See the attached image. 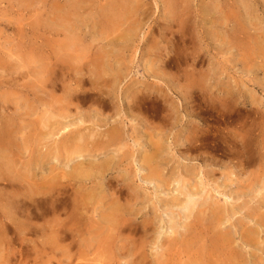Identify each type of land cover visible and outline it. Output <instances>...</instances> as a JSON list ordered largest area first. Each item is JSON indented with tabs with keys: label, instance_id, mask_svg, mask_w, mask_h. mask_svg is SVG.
Returning a JSON list of instances; mask_svg holds the SVG:
<instances>
[{
	"label": "rangeland",
	"instance_id": "rangeland-1",
	"mask_svg": "<svg viewBox=\"0 0 264 264\" xmlns=\"http://www.w3.org/2000/svg\"><path fill=\"white\" fill-rule=\"evenodd\" d=\"M86 1L0 0V264H264V0Z\"/></svg>",
	"mask_w": 264,
	"mask_h": 264
},
{
	"label": "bare ground",
	"instance_id": "bare-ground-1",
	"mask_svg": "<svg viewBox=\"0 0 264 264\" xmlns=\"http://www.w3.org/2000/svg\"><path fill=\"white\" fill-rule=\"evenodd\" d=\"M87 1H88V0H87ZM87 1H86V2H87ZM125 1H126V0H125ZM125 1H124V2H125ZM124 2H123V3H124ZM222 2H223V1H222ZM112 3H113V2H112ZM114 3H115V2H114ZM120 3H121V1H120ZM109 4H110V3H109ZM116 4H117V3H116ZM121 4H122V3H121ZM205 4H206V3H205ZM207 4H208V6H209V3H207ZM207 4H206V5H207ZM74 5H75V4H74ZM87 5H88V3H87ZM125 5H126V4H125ZM125 5L122 4V6H124V7H125ZM218 5H219V4H218ZM72 6H73V5H72ZM77 6H78V5H77ZM115 6H116V5H115ZM117 6H119V5L117 4ZM203 6H204V5H203ZM69 7H70V6H69ZM88 7H89V6H88ZM104 7H105V6H104ZM104 7H102V8H104ZM70 8H71V7H70ZM81 8H82V7H81ZM94 8H95V7H94ZM119 8H120V7H119ZM131 8H132V6H131ZM216 8H217V7H216ZM224 8H225V7H224ZM245 8H246V7H245ZM90 9L92 10L91 7H90ZM117 9H118V8H117ZM125 9H126V8H125ZM200 9H201V8H200ZM202 9H203V8H202ZM202 9H201V10H202ZM119 10H120V11H118V12H114V9L111 8V7L109 6L107 9H103V10L99 13L98 16L101 18L100 20H102L100 25L102 26V31H103V33H106V31H111V30H113L115 27H117V26H116L117 23H118L119 21H121V20H124V18H125V17L127 16V14L129 13V12L127 13V11L124 10L123 8H122V10H121V9H119ZM175 10H176V9H175ZM203 10H204V9H203ZM208 10H210V9H208ZM216 10H218V9H216ZM216 10H215V11H216ZM224 10H225V9H224ZM81 11H82V10H81ZM96 11H97V10H96ZM115 11H117V10H115ZM176 11H177V10H176ZM176 11H175V12H176ZM242 11H243V10H242ZM65 12H66V11H65ZM73 12L75 13L74 10H73ZM79 12H80V11H79ZM97 12H99V11H97ZM185 12H186V10L184 11V13H185ZM200 12H201V11H200ZM204 12H205V10H204ZM216 12H217V11H216ZM220 12H221V11H220ZM246 12H247V11H246ZM68 13H69V12H68ZM89 13H91V12H89ZM92 13H93V12H92ZM212 13H213V12H212ZM214 13H215V12H214ZM218 13H219V12H217V14H218ZM225 13H226V12H225ZM87 14H88V13H87ZM215 14H216V13H215ZM215 14H214V15H215ZM58 15H59V14H58ZM95 15H97V14H95ZM180 15H181V14H180ZM189 15H190V14H189ZM212 15H213V14H212ZM220 15H223V12H222V14H220ZM234 15H235V14H234ZM257 15H258V14H257ZM89 16H90V15H89ZM131 16H132V13H131ZM174 16H175V15H174ZM181 16H182V15H181ZM208 16H211V14H210V15L208 14ZM223 16H225V15H223ZM223 16H222V17H223ZM244 16H245V15H244ZM84 17H85V16H84ZM215 17H221V16H218V15H217V16H215ZM215 17H214V18H215ZM222 17H221V18H222ZM226 17H227V16H226ZM236 17H238V16L236 15ZM258 17H259V15H258ZM67 18H68V17H67ZM73 18H74V16H73ZM86 18H88V17L86 16ZM90 18H91V17H90ZM95 18H96V17H95ZM95 18H94V19H95ZM133 18H134V17H133ZM227 18H228V17H227ZM216 19H217V18H216ZM238 19H240V18H238ZM61 20H62V19H61ZM67 20H68V19H67ZM96 20H97V19H96ZM182 20H183V19H182ZM184 20H185V19H184ZM73 21H75V24L77 25V23H78L79 21H81V20H80V18H76V19L73 20ZM84 21H85V20H84ZM86 21H87V20H86ZM92 21H93V20H92ZM166 21H167V20H166ZM180 21H181V20H180ZM217 21H219V20L217 19V20L214 21V22H217ZM246 21H247V20H246ZM71 22H72V21H71ZM82 22H83V20H82ZM96 22H97V21H96ZM99 22H100V21H99ZM167 22H168V21H167ZM221 22H224V23H225L226 21H221ZM124 23H125V22H124ZM124 23H123V24H124ZM219 23H220V22H218V25H219ZM96 24H98V23H96ZM118 24H119V23H118ZM125 24H126V23H125ZM213 24H214V23H213ZM215 24H216V23H215ZM71 25H72V24H71ZM76 25H75V26H76ZM93 25H95V24H93ZM127 25H128V24H127ZM129 25H130V24H129ZM129 25H128V26H129ZM181 25H182V24H181ZM220 25H221V24H220ZM223 25H224V24H223ZM73 26H74V25H73ZM96 26H98V25H96ZM122 26H125V29H126V27H127L126 25H122V24H121L120 27H122ZM247 26H248V25H247ZM77 27H78V26H77ZM205 27H206V26H205ZM66 28H67V27H66ZM100 28H101V27H100ZM118 28H119V27H118ZM219 28H221V27H219ZM223 28H224V27H223ZM236 28H238V27H236ZM91 29H92V27H91ZM96 29H97V28H96ZM119 29H120V28H119ZM128 29H129V28H128ZM205 29H206V28H205ZM233 29H234V28H233ZM63 30H65V29H63ZM67 30H68V29H67ZM73 30H78V29H76V27H75V29H73ZM73 30H72V31H73ZM80 30H81V28H80ZM97 30H98V29H97ZM115 30H116V29H115ZM121 30H122V28H121ZM121 30H120V31H121ZM126 30H127V29H126ZM136 30H137V29H136ZM136 30H135V31H136ZM58 31H59V29H58ZM98 31H99V30H98ZM116 31L118 32V30H116ZM123 31H124V30H123ZM123 31H122V32H123ZM207 31H208V29H207ZM207 31H206V32H207ZM234 31H236V33H237V30H234ZM240 31H241V29H240ZM77 32H78V31H77ZM82 32H83V31H82ZM94 32H95V31H94ZM122 32H121V33H122ZM138 32H139V30L137 31V33H138ZM241 32H242V31H241ZM68 33H69V32H68ZM75 33H76V32H75ZM123 33H125V32H123ZM123 33H122V34H123ZM207 33H208V32H207ZM95 34H96V33H95ZM97 34H98V33H97ZM101 34H102V33H101ZM112 34H113V33H112ZM105 35H106V34H105ZM105 35L103 34V36H105ZM113 35H114V34H113ZM115 35H116V34H115ZM118 35H120V34H118ZM211 35H212V34H211ZM234 36H235V34H234ZM238 36H240V35H238ZM238 36H237V37H238ZM121 37H123V36L121 35ZM238 38H239V37H238ZM126 39H127V38H126ZM239 39H240V38H239ZM219 40H220V39H219ZM240 40H241V39H240ZM236 41H237V40H236ZM243 42H244V41H243ZM236 43H237V42H236ZM246 43H247V42H246ZM238 44H239V43H238ZM240 45H241V44H240ZM237 46H238V45H237ZM62 47H63V46H62ZM63 49H64V48H63ZM71 49H72V48H71ZM65 50H67V49H65ZM65 50H63V51H65ZM61 51H62V50H61ZM68 51H69V50H68ZM58 54H59V53H58ZM63 54H64V56L67 55L66 53H63ZM63 54H62V55H63ZM65 54H66V55H65ZM241 56H242V55H241ZM61 57H62V56H61ZM61 57H59V58H61ZM105 57H106V56H105ZM62 58H63V57H62ZM64 58H65V57H64ZM91 59H92V58H91ZM100 59H102V58H100ZM104 59H105V58H104ZM62 60H63V59H62ZM92 60H93V59H92ZM64 61H65V60H64ZM102 61H103V60H102ZM95 62H97V61L95 60ZM103 62H104V61H103ZM98 63H99V65H101V62H98ZM106 65H107V63H106ZM93 67H94V66H93ZM98 67H100V66H98ZM103 67H104V66H103ZM103 67L100 68V69H103ZM116 67H117V66H116ZM118 67H119V66H118ZM64 68H65V67H64ZM107 68H108V67H107ZM92 69H93V68H92ZM95 69H96V68H95ZM105 70H106V69H105ZM107 70H108V69H107ZM107 70H106V71H107ZM98 71H99V70H98ZM110 71H111V70L109 69V72H110ZM112 71H113V70H112ZM115 71H116V70H115ZM80 72H81V71H80ZM107 72H108V71H107ZM120 72H121V71H120ZM98 74H99V73H97V75H98ZM111 74H113V73H111ZM117 74H118V72H117ZM119 74H120V73H119ZM67 75H68V74H67ZM89 75H90V77H91V74H89ZM100 75H102V74H100ZM107 75H108V74H107ZM114 75H115V73H114ZM63 76H64V75H63ZM119 76H120V75H119ZM85 77H86V76H85ZM110 77H111V75H110L108 78H110ZM113 77H115V76H113ZM113 77H111L110 79H111V80L114 79L113 81H116L115 78H113ZM92 78H95V77H92ZM112 78H113V79H112ZM117 78L119 79V77H117ZM117 78H116V79H117ZM90 79H91V78H90ZM110 79H109V82H110ZM84 80H85V79H84ZM99 80H100V79H99ZM104 80H105V79H104ZM80 81H81V80H80ZM89 81H91V80H89ZM106 81H107V79H106ZM122 81H123V80H122ZM91 82H92V81H91ZM95 82H96V81H95ZM95 82H94V83H95ZM120 82H121V79H120ZM120 82H117V83L120 84ZM81 83H82V82H81ZM81 83H80V84H81ZM97 83H98V82H97ZM99 83H100V81H99ZM99 83H98V84H99ZM89 84H90V83H89ZM101 84H102V83H101ZM91 85H93V84H91ZM95 85H96V84H95ZM95 85H94V86H95ZM103 85H104V84H103ZM115 85H116V84H115ZM120 85H121V84H120ZM105 86H106V85H105ZM108 86H110V85H108ZM99 87H100V86H99ZM106 87H107V86H106ZM116 87H117V85H116ZM99 89H100V88H99ZM109 89H110V88H109ZM37 90H38V89H37ZM78 90H79V89H78ZM102 90H103V89H102ZM120 90H121V89H120ZM123 90H124V89H123ZM43 91H44V90H43ZM43 91H42V92H43ZM73 91H74V90H73ZM106 91H107V90H106ZM124 91H125V90H124ZM103 92H104V90H103ZM121 92H122V91H121ZM138 92H139V90H138ZM34 93H35V92H34ZM104 93H105V92H104ZM106 93H107V92H106ZM122 93H123V92H122ZM126 93H127V92H126ZM41 94H42V93H41ZM74 94H75V93H74ZM107 94H108V93H107ZM117 94H118V93H117ZM119 94H120V93H119ZM35 95H36V94H35ZM104 95H105V94H104ZM120 95L123 96V95H125V93H124V94H120ZM101 96H102V95H101ZM105 96H106V95H105ZM116 97H117V96H116ZM39 98H41V97H39ZM100 98H101V97H100ZM102 98H103V97H102ZM121 98H122V97H121ZM133 98H134V97H133ZM153 98H154V96H153ZM42 99H43V98H42ZM97 99H98V97H97ZM38 100H39V99H38ZM95 100H96V99H95ZM104 100H106V99H104ZM143 100H144V99H143ZM156 100H157V99H156ZM122 101L125 102V100H122ZM111 102H112V101H111ZM140 103H142V102L140 101ZM101 104H102V103H101ZM44 105H45V103H44ZM103 105H104V104H103ZM137 106H138V105H137ZM116 108H117V107H116ZM132 108H133V107H132ZM140 108H141V107H140ZM136 109H137V108H136ZM140 110H141V109H140ZM69 111H70V110H69ZM60 112H61V111H60ZM127 116H128V115H127ZM67 117H68V116H67ZM67 117H66V118H67ZM68 118H69V117H68ZM80 118H81V117H80ZM114 118H115V117H114ZM126 118H127V117H126ZM54 119H55V118H54ZM59 119H60V118H59ZM83 119H84V118H83ZM87 120H88V119H87ZM66 121H67V120H66ZM90 121H91V120H90ZM50 122H51V120H50ZM53 122H54V121H53ZM79 122H82V121L79 120ZM79 122H78V124H79ZM94 122H95V121H94ZM94 122H93V123H94ZM117 122H118V121H117ZM126 122H127V121H126ZM119 123H120V122H119ZM63 124H64V123H63ZM81 124H82V123H81ZM60 125H61V124H60ZM60 125H59V127H60ZM76 125H77V124H76ZM76 125H75V127H76ZM95 125H96V124H95ZM123 125H124V124H123ZM127 125H128V124H127ZM119 126H120V125H119ZM119 126H118V127H119ZM125 126H126V125H125ZM49 127H50V126H49ZM61 127H62V126H61ZM114 127H115V126H114ZM118 127H117V128H118ZM123 127H124V126H123ZM62 128H63V127H62ZM69 128H71L70 121H69V125H66V126L64 127V132H68V133H70L71 131H70ZM72 128H73V126H72ZM88 128H89V126H88ZM92 128H93V127H92ZM1 129H2V128H1ZM86 129H87V128H86ZM100 129H101V128H100ZM114 129H115V128H114ZM114 129H112L111 131H108V130H107V132H108L107 137H108V140H109V143H110V144H114V143H116V142H114V141H116V140L118 139V136H121L120 133L123 132V131H122V128H121L120 130H119V129L114 130ZM16 130H17V129H16ZM79 130H80V129H79ZM69 131H70V132H69ZM83 131H84V130H83ZM80 132H81V130H80ZM86 132L88 133V131H86ZM90 132H91V131H90ZM96 132H98V130H97ZM77 133H78V132H77ZM93 133H95V132H93ZM159 133H160V132H159ZM62 134H63V133H62ZM80 134H83V133H80ZM80 134H78V135H80ZM99 134H100V133H99ZM11 135H12V134H11ZM83 135H84V134H83ZM90 135H91V134H90ZM122 135H123V134H122ZM85 136H86V135H85ZM91 136H92V135H91ZM100 136H101V135H100ZM102 136H103V135H102ZM78 137H79V136H78ZM94 137H95V136H94ZM94 137H92L91 139H93ZM152 137H154V136H152ZM11 138H12V137H11ZM60 138H61V137H60ZM62 138H63V137H62ZM72 138L74 139V138H76V137L74 136V137H72ZM79 138H80V137H79ZM119 138H120V137H119ZM121 138H122V137H121ZM159 138H160V136H159ZM67 139H68V137H67ZM67 139H66V140H67ZM24 140H26V139H24ZM70 140H71V139H70ZM86 140H87V139H86ZM96 140H97V139H96ZM98 140H99V139H98ZM121 140H122V139H121ZM158 140H159V139H158ZM62 141H63V140H62ZM82 141H84V139L81 140V142H82ZM155 141H156V140H155ZM155 141H154V143H155ZM16 142H17V141H16ZM74 142H77V139H76V141H75V139H74ZM78 142L80 143L79 140H78ZM84 142H85V141H84ZM93 142H94V141H93ZM96 142H97V141H96ZM150 142H151V141H150ZM159 142H160V141H159ZM14 143H15V142H14ZM56 143H57V142H56ZM70 143H72V142L70 141ZM87 143H88V141H87ZM104 143H106V141H105ZM151 143H153V142H151ZM154 143H153V144H154ZM157 143H158V142H157ZM63 144H64V143H63ZM72 144H73V143H72ZM89 144H91V143H89ZM92 144H93V143H92ZM92 144H91V145H92ZM99 144H100V142H99ZM101 144H102V142H101ZM149 144H150V143H149ZM158 144H159V143H158ZM160 144H161V142H160ZM160 144H159V145H160ZM54 145H55V144H54ZM65 145H66V144H65ZM68 145H69V144H68ZM74 145H75V143L73 144V146H74ZM95 145H97V144H95ZM103 145H104V144H103ZM105 145H106V144H105ZM150 145H151V144H150ZM56 146H57V145H56ZM58 146H59V144H58ZM60 146H62V145H60ZM63 146H64V145H63ZM71 146H72V145H71ZM73 146H72V147H73ZM99 146H100V145H99ZM106 146H107V145H106ZM106 146H105V147H106ZM152 146H153V145H152ZM10 147H11V146H10ZM10 147H9V148H10ZM37 147H38V146H37ZM90 147H91V146H90ZM93 147H95V146H93ZM100 147H101V146H100ZM159 147L162 148V146H159ZM52 148H53V146H52ZM60 148H61V147H60ZM82 148H83L82 146H80L78 143H76L74 150L71 149V151L73 150V151L71 152V155H72V153H73V154H74V153H80V151H81ZM152 148H153V147H152ZM58 149H59V148H58ZM64 149H65V147L63 148V150H64ZM149 149H150V148H149ZM50 150H52V149L50 148ZM61 150H62V148H61ZM67 150H69V149H67ZM90 150H91V149H90ZM103 150H104V149H103ZM151 150H152V149H151ZM155 150H158V151H159V149H155ZM57 151H58V150H57ZM57 151H56V152H57ZM91 151H92V150H91ZM97 151H98V150H97ZM160 151H161V150H160ZM56 152L54 151V153H56ZM62 152H63V151H62ZM62 152H61V153H62ZM66 152H67V151H66ZM69 152H70V150H69ZM89 152H90V151H89ZM92 152H93V151H92ZM42 153H43V152H42ZM57 153H58V152H57ZM63 153H64V152H63ZM63 153H62V154H63ZM87 153H88V151H87ZM146 153H147V152H146ZM58 154H60V149H59V153H58ZM58 154H57V155H58ZM83 154H84V153H83ZM85 154H86V153H85ZM51 155H53V154H51ZM51 155L49 154V156H51ZM63 155H65V154H63ZM80 155H81V154H80ZM148 155H149V154H148ZM150 155H151V154H150ZM157 155H158V153H157ZM43 156H44V155H43ZM60 156H61V155H60ZM66 156H68V155H66ZM104 156H105V155H104ZM145 156H146V154H145ZM145 156L143 155V157H145ZM45 157H47V155H46ZM89 157H90V156H89ZM91 157H92V156H91ZM91 157H90V158H91ZM94 157L96 158V156H94ZM124 157L126 158L125 155H124ZM151 157H152V156H151ZM50 158H52V157H50ZM63 158H64V156H63ZM78 158H79V157H78ZM99 158H100V157H99ZM127 158H128V157H127ZM30 159H31V158H30ZM45 159H47V158H45ZM52 159H53V158H52ZM56 159H57V158H56ZM56 159H55V160H56ZM61 159H62V156H61ZM69 159H71V158H69ZM80 159H81V158H79L78 160L80 161ZM96 159H97V158H96ZM104 159H105V158H104ZM111 159H112V158H111ZM143 159H144V158H143ZM153 159H154V158H153ZM74 160H75V159H74ZM85 160H86V159H85ZM98 160H99V159H98ZM109 160H110V158H109ZM112 160H113V159H112ZM39 161H40V159H39ZM61 161H62V163H63V161H66V162H67L66 158H64V160H61ZM61 161H60V162H61ZM75 161H77V158H76ZM75 161H74V163H75ZM82 161H83V162H81V163L85 164V163H84V159H82ZM93 161H94V160H93ZM96 161H97V160H96ZM96 161H95V162H96ZM99 161H100V160H99ZM99 161H97V162H99ZM106 161H107V160H106ZM110 161H111V160H110ZM110 161H109V162H110ZM34 162H35V161H34ZM34 162H33V163H34ZM85 162H86V161H85ZM87 162H88V159H87ZM100 162H101V161H100ZM103 162H104V161H103ZM109 162H108V165L110 164ZM10 163H11V162H10ZM47 163H48V162H47ZM91 163H92V161H91ZM113 163H114V161H113ZM113 163H112V164H113ZM141 163L144 164L143 161H142ZM157 163H158V162H157ZM5 164H6V163H5ZM68 164H69V163H68ZM71 164H72V161H71ZM78 164H79V165H78ZM88 164H90V162L86 163V165H88ZM93 164H94V163H93ZM93 164H92V166H93ZM97 164H98V163H97ZM97 164H96V166H98ZM112 164L108 166V169H110V166H112ZM146 164H147V163H146ZM149 164H150V163H149ZM21 165H22V164H21ZM32 165H33V164H32ZM32 165H31V166H32ZM36 165H37V164H36ZM46 165H47V164H46ZM63 165H64V163H63ZM80 165H81V164L78 163V161H77V164H75V165L73 166V170L71 169L70 171H74V172H75V171H79V167H80ZM102 165H103V164H102ZM106 165H107V164H106ZM0 166H1V165H0ZM26 166H27V165H26ZM76 166H77V167H76ZM88 166H89V165H88ZM153 166H154V165H153ZM157 166L159 167V165H157ZM14 167H15V166H14ZM14 167H13V168H14ZM40 167H41V166H40ZM65 167H66V166H65ZM94 167H95V165H94ZM99 167H100V165H99ZM103 167H104V166H103ZM146 167H147V166H146ZM0 168H1V167H0ZM4 168H5V167H4ZM24 168H26V167H24ZM31 168H32V167H31ZM43 168H44V166H43ZM69 168H70V166H69ZM81 168H84V169H85V167H81ZM81 168H80V169H81ZM92 168H93V167H92ZM95 168H96V167H95ZM104 168H105V167H104ZM147 168H149V167H147ZM159 168H160V167H159ZM5 169H6V168H5ZM44 169H45V168H44ZM56 169H57V167H56ZM67 169H68V168H67ZM84 169H83V170H84ZM97 169H98V167L96 168V170H97ZM144 169H145V168H144ZM3 170H4V169H3ZM8 170H10L9 167H8ZM27 170H28V169H27ZM30 170H32V169H30ZM33 170H34V169H33ZM33 170H32V171H33ZM54 170H55V167H54ZM65 170H66V169H65ZM68 170H69V169H68ZM87 170H89V169H87ZM105 170L107 171L106 168H105ZM151 170H152V169L148 170V171H150V172H149V175H151V174H150V173H151ZM6 171H7V170H6ZM32 171H31V172H32ZM45 171H46V170H45ZM62 171H64V170H62ZM101 171H103V170H101ZM152 171H153V170H152ZM10 172H11V171H10ZM13 172H14V171H12V173H13ZM24 172H25V171H24ZM28 172H29V171H28ZM79 172H80V171H79ZM2 173H3V172H2ZM17 173H18V172H17ZM19 173H20V172H19ZM62 173H63V172H62ZM68 173H69V172H68ZM95 173H96V171H95L93 174H95ZM98 173H99V172H97V175H98ZM146 173H147V171H146ZM10 174H11V173H10ZM28 174H29V173H28ZM30 174H31V173H30ZM54 174H55V173H54ZM57 174H58V173H56L55 175H57ZM63 174H64V173H63ZM80 174H81V173H80ZM103 174L106 175V172L104 171ZM103 174H101V176H102ZM3 175H4V173H3ZM3 175L0 174V176H3ZM19 175H20V174H19ZM33 175H34V174H33ZM60 175H61V174H60ZM71 175H72V172H71ZM75 175H76V174H75ZM75 175H74V176H75ZM82 175H83V174H82ZM86 175H87V174H86ZM86 175H85V176H86ZM153 175H155V174H153ZM160 175L162 176V174H160ZM22 176H24V175H22ZM28 176H29V175H28ZM31 176H32V175H30V177H31ZM47 176H48V175H47ZM108 176H109V175H108ZM4 177H5V176H4ZM18 177H19V176H18ZM68 177H70V176H68ZM87 177H88V176H87ZM91 177H93V176L91 175ZM94 177H95V175H94ZM99 177H100V176H99ZM103 177H104V176H103ZM146 177H147V176H146ZM146 177H144V178H146ZM153 177H154V176H153ZM153 177H151V179H152ZM24 178H25V177H24ZM49 178H50V177H49ZM49 178H48V179H49ZM96 178H97V177H96ZM104 178L106 179V177H104ZM123 178H124V177H123ZM142 178H143V176H142ZM148 178L150 179V176H149ZM157 178H158V177H157ZM32 179H33V178H32ZM57 179H58V178H57ZM84 179H85V178H84ZM98 179H99V178H97V180H98ZM166 179H167V178H166ZM166 179H165V180H166ZM168 179H169V178H168ZM18 180H22V179L20 178V179H18ZM34 180H35V179H34ZM97 180H96V183H98ZM101 180H102V177H101ZM103 180H104V179H103ZM142 180H143V179H142ZM152 180H153V179H152ZM163 180H164V178H163ZM163 180H161V181H163ZM26 181H27V180H26ZM60 181H61V180H59V183H60ZM78 181H79V180H78ZM92 181H93V180H92ZM107 181H108V180H107ZM148 181H149V180H148ZM156 181H157V180H156ZM90 182H91V181H90ZM109 182H110V180H109ZM23 183H24V182H23ZM56 183H57V182H56ZM94 183H95V182H94ZM110 183H111V182H110ZM162 183H164V182H162ZM28 184H30V183L27 182V185H28ZM39 184H40V182H39ZM77 184H78V183H77ZM88 184H89V182H88ZM98 184H99V183H98ZM101 184H104V183L102 182ZM105 184H106V183H105ZM105 184H104V185H101V186H104V187H105ZM84 185H85V182H84ZM86 185H87V184H86ZM95 185H96V184H95ZM95 185H94V186H95ZM34 186H35V185H34ZM62 186H63V185H62ZM67 186H68V185H67ZM79 186H80V184H79ZM89 186H90V188H91V185H89ZM107 186H108V184H107ZM28 187H29V186H28ZM30 187L32 188V185H31ZM38 187H39V186H38ZM55 187H56V186H52V187L49 186V187H46L47 190H45L44 188H42V189H41L42 192H41V191H39V192H40V194H41V193H45V192H46V193H49L48 191H52V190H54ZM63 187H64V186H63ZM92 187H93V186H92ZM104 187H103V188H104ZM19 188H20V187H19ZM56 188H58V187H56ZM81 188H82V186H81ZM98 188H100V187H98ZM103 188H102V189H103ZM105 188H106V187H105ZM108 188H109V187H108ZM37 189H38V188H37ZM61 189H62V188H61ZM66 189H67V188H66ZM66 189H64V191H65ZM92 189H94V187H93ZM92 189H91V190H92ZM100 189H101V188H100ZM28 190H29V189H28ZM34 190H35V189H34ZM38 190H39V189H38ZM43 190H44V191H43ZM91 190H90L89 192H91ZM95 190L97 191V192H96L97 194H98V192L100 191V190H98L97 188L94 189V191H95ZM105 190H106V189H105ZM105 190H103V191L105 192ZM180 190H181V189H180ZM180 190H179V191H180ZM31 191H33V189H32ZM31 191H26V192L31 193ZM35 191H36V190H35ZM58 191H60V190H58ZM67 191H68V190H67ZM94 191H93V192H94ZM33 192H34V191H33ZM52 192H53V191H52ZM78 192H79V191H78ZM104 192H103V193H104ZM182 192H183V191H182ZM182 192H181V193H182ZM36 193H37V192H36ZM46 193H45V194H46ZM54 193H55V192H54ZM99 193L102 194V192H99ZM136 193H137V192H136ZM183 193H184V192H183ZM55 194H56V193H55ZM64 194H67V193L65 192ZM64 194H63V195H64ZM90 194H92V193H90ZM138 194H139V192H138ZM174 194H175V193H174ZM192 194H193V193H192ZM35 195H36V194H35ZM41 195H42V194H41ZM43 195H44V194H43ZM63 195H62V196H63ZM172 195H173V194H172ZM45 196H47V194H46ZM48 196H49V195H48ZM60 196H61V194H60ZM66 196H67V195H66ZM64 197H65V196H64ZM100 197H101V196H100ZM177 197H178V195H177ZM58 198H59V197H58ZM58 198H57V199H58ZM74 198H75V196H74ZM136 198L139 199V197H137V195H136ZM55 199H56V198H55ZM55 199H53V201H54ZM65 199H66V198H65ZM76 199H77V198H76ZM78 199H79V198H78ZM166 199H167V198H166ZM174 200H175V199H174ZM178 200H179V199H178ZM58 201H59V200H58ZM58 201H56V202H58ZM72 201H73V204H74V199H73ZM77 201H78V200H76V202H75L76 205H78V203H79V202H77ZM50 202H51V200H50ZM54 202H55V201H54ZM59 202H60V201H59ZM59 202H58V203H59ZM61 202H62V201H61ZM67 202H68V201H67ZM80 202H81V201H80ZM113 202H114V201H113ZM158 202H159V201H158ZM3 203H4V202H3ZM111 203H112V202H111ZM180 203H181V202H180ZM13 204H14V203H13ZM50 204H51V203H50ZM52 204H53V202H52ZM66 204H67V203H66ZM75 204H74V206H75ZM108 204H109V203H108ZM159 204H160V203H159ZM19 205H20V204H19ZM53 205H55V204H53ZM53 205H52V206H53ZM70 205H71V204H70ZM112 205H113V204H112ZM115 205H116V204H115ZM8 206H9V205H8ZM59 206H60V203H59ZM67 206H68V204H67ZM79 206H80V203H79L78 207H79ZM110 206H111V204H110ZM54 207H55V206H54ZM57 207H58V206H57ZM60 207L63 208L64 206H62V204H61ZM68 207H71V206H68ZM78 207H76V208H78ZM82 207H83V206H82ZM82 207H80V208H82ZM111 207H112V206H111ZM114 207H116V206H114ZM195 207H196V206H195ZM199 207H200V206H199ZM65 208H67V207L65 206ZM74 208H75V207H74ZM76 208H75V209H76ZM181 208H182V207H181ZM63 209H64V208H63ZM69 209H70V208H69ZM72 209H73V208H72ZM78 209H79V208H78ZM108 209H109V208H108ZM113 209H114V208L112 207L111 210H113ZM52 210H53V209H51V211H52ZM73 210H74V209H73ZM73 210H71V211H73ZM115 210H116V209H115ZM10 211H11V210H10ZM79 211H80V210H79ZM118 211H119V210H118ZM166 211H167V209H166ZM190 211H191V210H190ZM65 212H66V211H65ZM68 212H69V211H68ZM68 212H67V214H68ZM114 212H115V211H114ZM119 212H120V211H119ZM121 212H122V211H121ZM168 212H169V211H168ZM182 212H183V211H182ZM192 212H193V211H192ZM202 212H203V211H202ZM222 212H223V210H222ZM70 213H71V212H70ZM165 213H166V212H165ZM72 214H74V213H72ZM72 214H71V215H72ZM75 214H76V213H75ZM78 214H79V212H78ZM80 214L82 215V213H80ZM108 214H109V213H107V215H108ZM110 214H111V213H110ZM110 214H109V215H110ZM126 214H127V213H126ZM204 214H205V213H204ZM217 214H219V213H217ZM68 215H69V214H68ZM76 215H77V214H76ZM81 215H79V216H81ZM118 215H119V214H118ZM220 215H221V214H220ZM73 216H74V215H73ZM110 216H112V215H110ZM115 216L117 217L116 214H115ZM171 216H172V215H171ZM194 216H195V215H194ZM108 217H109V216H108ZM116 217H115V219H116ZM174 217H175V216H174ZM188 217L190 218L189 215L187 216V218H188ZM191 217H192V216H191ZM217 217H218V216H217ZM219 217H220V216H219ZM223 217H224V215H223ZM74 218H75V216H74ZM119 218H120V217H119ZM160 218H161V217H160ZM197 218H198V217H197ZM197 218H195V219H197ZM203 218H204V217H203ZM253 218H254V217H253ZM257 218H259V217H257ZM260 218H261V217H260ZM72 219H73V218H72ZM78 219H79V218H78ZM101 219L103 220L102 217L100 218V220H101ZM121 219H123V218H121ZM217 219H218V218H217ZM220 219H221V218H220ZM73 220H74V219H73ZM80 220H81V218H80ZM102 220H101V222H102ZM113 220H114V219H113ZM128 220H129V219H128ZM160 220H161V219H160ZM170 220H171V219H170ZM198 220H199V219H198ZM214 220H215V219H214ZM263 220H264V218H263ZM69 221H70V220H69ZM107 221H108V218H107ZM119 221H120V220H119ZM121 221H122V220H121ZM162 221H163V220H162ZM175 221H176V220H175ZM199 221H200V220H199ZM259 221H261V219H259ZM75 222H79V221H75ZM111 222H112V221H111ZM111 222H110V223H111ZM114 222H115V220H114ZM117 222H118V220H117ZM117 222H116V223H117ZM173 222H174V221H172V223H173ZM218 222H221V220L218 221ZM72 223H73V222H72ZM99 223H100V222H99ZM199 223H200V222H199ZM201 223H203V222H201ZM260 223H261V222H260ZM76 224H77V223H76ZM103 224H106V223H104V221H103ZM108 224H109V223H108ZM118 224H119V222H118ZM124 224H125V223H124ZM7 225H8V224H7ZM74 225H75V224H74ZM109 225H110V224H109ZM112 225H113V224H112ZM112 225H111V226H112ZM120 225H121V223H120ZM133 225H134V224H133ZM173 225H174V224H173ZM100 226L102 227L103 225L101 224ZM100 226H99V229H100V231L102 232V230H103L105 227L103 226V228H102V230H101ZM105 226H106V225H105ZM113 226H115V225H113ZM113 226H112V228H113ZM121 226H122V225H121ZM180 226H181V225H180ZM70 227H71V226H70ZM70 227H69V228H70ZM72 227H73V225H72ZM107 227H108V226H107ZM131 227L133 228L134 226H131ZM170 227H171V226H170ZM175 227H176V226H175ZM175 227H174V228H175ZM108 228H109V227H108ZM114 228H116V226H115ZM181 228H182V227H181ZM61 229H62V228H61ZM64 229H65V228H64ZM64 229H63V230H64ZM76 229H77V228H76ZM109 229H110V228H109ZM136 229H137V226H136ZM136 229L134 228L133 230H136ZM186 229H187V228H186ZM57 230H58V229H57ZM174 230H175V229H174ZM189 230H191V229H189ZM189 230H188V231H189ZM58 231H60V230H58ZM66 231H68V230L65 229V232H66ZM71 231H72V230H71ZM106 231H107V229H105L104 232H106ZM111 231H112V229H111ZM113 232H114V231H112V233H113ZM172 232H173V230H172ZM73 233H74V232H73ZM75 233H76V232H75ZM77 233H78V231H77ZM98 233H99V232H96L97 235H98ZM108 233H110L109 230H108ZM108 233H107V234H108ZM174 233L176 234V231H175ZM56 234H58V233H56ZM101 234H103V233H101ZM107 234L104 233V235H107ZM220 234H222V232H221ZM220 234H219V235H220ZM251 234H252V233H251ZM63 235H64V234H63ZM65 235H66V234H65ZM99 235H100V234H99ZM108 235L110 236L111 233L108 234ZM108 235H107V236H108ZM211 235H212V234H211ZM245 235H246V234H245ZM59 236H60V235H59ZM59 236H58V237H59ZM80 236H81V235H80ZM95 236H96V235H95ZM111 236H112V235H111ZM111 236H110V238L112 239ZM215 236H218V235H215ZM215 236H214L213 238H215ZM226 236H227V235H226ZM55 237H56V236H55ZM67 237H68V236H67ZM73 237H74V236H73ZM76 237H77V235H76ZM102 237H103V236H102ZM102 237H101V238H102ZM105 237H106V236H105ZM105 237H104V238H105ZM113 237H114V235H113ZM220 237H221V236H220ZM223 237H224V236H223ZM251 237H252V235H251ZM59 238H60V237H59ZM62 238H63V237H62ZM62 238H61V239H62ZM71 238H72V237H71ZM79 238H80V237H79ZM99 238H100V237H99ZM101 238H100V239H101ZM106 238L108 239L109 237H106ZM106 238H105V239H106ZM228 238H229V237H228ZM72 239H73V238H72ZM95 239H98V238H95ZM221 239H222V237H221ZM108 240H109V239H108ZM202 240H203V239H202ZM222 240H223V239H222ZM225 240H226V238H225ZM105 241H106V240H105ZM214 241H216V240H214ZM225 242H226V241H225ZM217 243H218V242H217ZM219 243H220V242H219ZM223 243H224V242H223ZM215 244H216V243H215ZM186 246H187V245H186ZM212 246H213V245H212ZM219 246H220V245H218V247H219ZM223 246H225V244H224ZM223 246H222V247H223ZM226 246H227V245H226ZM229 246H230V244H229ZM203 248L205 249V247H203ZM206 248H207V247H206ZM220 248H221V247H220ZM204 249H203V250H204ZM224 249H227V248L224 247ZM224 249H222V250H224ZM195 250H196V248H195ZM195 250H194V251H195ZM217 250H221V249H218V248H217ZM204 251H207V249L204 250ZM200 252H201V251H200ZM223 252H224V251H223ZM227 252H228V251H227ZM225 253H226V252H225ZM231 253H232V252H231ZM199 254H200V253H198L197 255H199ZM203 254H204V253H203ZM220 254H221V253H220ZM234 255H235V254H234ZM208 256H209V255H208ZM206 259H207V258H206ZM230 259H231V258H230ZM158 260H159V259H157V261H158ZM236 260H238V259L236 258ZM236 260H235V261H236ZM157 261H156V262H157ZM159 261H160V260H159ZM206 261H207V260H206ZM225 261H226V260H225ZM235 261H234V262H235ZM236 262H237V261H236ZM157 263H159V262H157ZM222 263H223V261H222ZM227 264H228V263H227ZM232 264H233V262H232ZM241 264H242V262H241Z\"/></svg>",
	"mask_w": 264,
	"mask_h": 264
}]
</instances>
